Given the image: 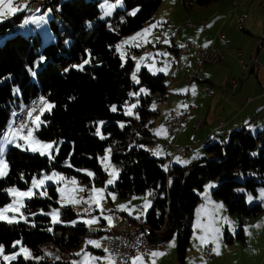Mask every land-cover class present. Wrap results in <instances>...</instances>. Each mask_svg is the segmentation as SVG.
Wrapping results in <instances>:
<instances>
[{"label": "trees", "instance_id": "16d2710c", "mask_svg": "<svg viewBox=\"0 0 264 264\" xmlns=\"http://www.w3.org/2000/svg\"><path fill=\"white\" fill-rule=\"evenodd\" d=\"M185 1H192L191 6L208 7L217 0ZM100 2L52 0L49 5L54 17L50 27L58 40L45 46L36 30L29 36L20 34L17 24L23 22L26 13L0 24V32L12 34L0 45V142L17 112L35 97L44 96L55 106L43 113L36 136L60 146L54 159L15 146L9 148L6 156L10 170L6 178L0 179V208L12 201L8 188L28 190L32 180L45 173L76 177L89 186L104 185L107 172L99 158L111 149V159L120 168L112 189L121 198L151 193L152 205L144 219L154 229L164 226L157 236L160 242L177 236L181 262H185L195 209L201 201L196 190H203L207 179L216 185L211 196L222 200L227 212L237 214L240 221L236 235L226 229L225 241L231 244L236 237L244 242L248 219L260 215L264 208L259 203L249 205L246 193L237 188L242 186L246 192L256 194L264 187V128L256 133L247 128L233 130L225 143L209 139L205 152L211 157L203 159V166L197 161L191 166L173 164L169 172L165 171V158L152 156L145 147L157 139L154 120L160 115L159 105L170 93L166 76L153 75L145 66L137 73L140 83H134V61L122 59L117 49L126 36L153 20L163 0H123L124 8L104 19ZM135 8H139L137 14L129 15ZM84 60L90 62L83 71L72 67ZM141 88L149 94L141 93ZM133 104V115H125ZM112 106H116V112L111 111ZM89 171L94 177L86 174ZM239 174L245 176L244 181L237 180ZM44 191L46 196L27 199V223L0 220V245L12 250L13 243L22 240L33 254L32 259L20 256L10 264H73V257L78 256L74 251L92 235L83 222L85 215L73 205L60 202L57 185L50 184ZM53 209L59 210L60 223H52L49 213ZM129 221L135 224L137 219Z\"/></svg>", "mask_w": 264, "mask_h": 264}, {"label": "crops", "instance_id": "0c3cea01", "mask_svg": "<svg viewBox=\"0 0 264 264\" xmlns=\"http://www.w3.org/2000/svg\"><path fill=\"white\" fill-rule=\"evenodd\" d=\"M37 1L39 0L33 2L31 0H16L17 4L28 5V9L19 11L18 13L23 12L28 16L34 10L41 11L36 6H33ZM40 1L44 2L47 0ZM259 8L260 11L258 12ZM202 9L206 10L194 13V19H191L193 21L191 22L192 26L187 23V20L186 24L178 29V39L183 40V42H195L201 47H205V45H207L206 47L214 46L224 52V57L217 64L205 65L199 76L192 77L189 80L191 72L196 68L195 50L191 49L189 53L182 52L181 47L175 43L178 65L175 69V75L171 77L170 83H167L170 89V93L166 99L168 101L165 100L159 105L160 115L154 120L153 124L155 135L157 132L161 133L160 135H156V137L159 136L161 139L166 138V121L169 111H180L184 108H189L187 118L178 130H180V133L188 130V133H191L189 134L190 137L194 134L193 142L196 146L200 147L206 141L215 137L220 142H227L231 132L236 129L247 128L250 132L256 133L264 128V0H217L208 7H202ZM45 10H47V7L43 11ZM36 18L39 19L40 17L36 16ZM239 18L242 19V28H238L236 25ZM24 26L31 27L30 31L38 29V25L36 24L29 23L24 25L23 23L18 28L19 32L26 29ZM203 26L206 28L203 29ZM182 30H184L183 35ZM6 37L3 36L0 40L2 38L4 40ZM183 42H180V44L183 45ZM237 52H240V57L243 59L244 64H246V68H243L240 63ZM252 57H256L258 60L256 67L251 61ZM193 88H195V95L192 94ZM15 119L16 116H14L11 124L15 122ZM198 122H202V124L200 128L195 129V125ZM192 125H194L193 128ZM180 133L178 132L176 137L180 138L182 135ZM172 138L174 136L169 141H165L170 143ZM2 139L0 144L3 143ZM175 141L177 140L175 139ZM11 146L14 145L5 146L3 155H7V151ZM166 149L169 150L168 147ZM170 151L172 152V148ZM192 155L195 156V153ZM202 157L204 156L202 155L200 158ZM177 158L181 161L177 163V165L181 164L180 166L189 165V163L184 164L183 161L194 162L198 159H193L188 152L186 156L182 155L179 157L176 155L174 160H172L173 164L177 162ZM114 194L119 197L116 192ZM210 198L209 207H206V202L209 201L205 200V203L200 202L199 204L201 205L198 204L195 209L192 235L195 232V225L199 224L202 227L208 225L212 218L219 221L224 211H226L225 205H223L224 210L216 213L213 205L220 203L212 196ZM201 209H204V211H201ZM112 210L120 211L118 208H113ZM112 210L109 211V216ZM124 213L128 218H132L126 212ZM132 219L135 220L136 218ZM137 222L138 220L135 224ZM258 223V232L263 234L264 224L261 221H258ZM98 224L101 227L108 226L107 219L104 217L99 218ZM129 224L131 226L135 225L131 224L130 221ZM217 225L218 223L215 226ZM96 228L101 229L100 227ZM261 237L258 239V243L264 244V238L261 239ZM211 244L213 245L212 255L208 253V247ZM223 247L224 245H222ZM235 248L241 251V248ZM163 249H165V243ZM163 249L155 248L152 252H162ZM201 250L205 251L206 255L211 259L209 264H213L218 257L214 251V244H201L198 256L196 255L197 264L203 258ZM164 256L156 257L155 264L163 263L165 260ZM140 257L143 258L141 264H152V260L154 259L152 257L149 261H146L143 256ZM221 259H224V257ZM239 260L241 263V257ZM170 263L171 260L169 259L168 264ZM222 264H224V260ZM227 264H231L230 260ZM236 264H239L238 259ZM260 264H264V257H262Z\"/></svg>", "mask_w": 264, "mask_h": 264}, {"label": "rangeland", "instance_id": "374dc122", "mask_svg": "<svg viewBox=\"0 0 264 264\" xmlns=\"http://www.w3.org/2000/svg\"><path fill=\"white\" fill-rule=\"evenodd\" d=\"M31 1L33 2L35 0H31ZM40 2H42L44 4V6H42L43 9H39L41 11L34 10V12H31L28 16H26L24 18V20L26 18L29 19L30 17L36 18V16H39L40 18L43 17V22L40 25H38V29H35L36 30L35 32H36V34H38L41 37L42 42H43V46H45L49 43L56 42L58 40V37L56 36V34H54V32L52 31V29L50 27V20L54 17L53 7L51 5H49L52 2V0H47L44 2L39 0L36 3H34L33 6L37 7V5L40 4ZM191 2L192 1H185V0H163L160 8L154 14L153 20L150 23H148L147 25H145L142 29L126 36L124 38L123 42L126 40H129L133 36H136L137 33L142 32L144 29L149 28L150 25H152V24H156L157 22H161V21H163V23H161L158 27L153 29L152 33L150 35H148L147 37H140L136 41H133L131 44L124 45L122 49L118 50L119 53L121 51L124 52V58L123 59L126 60L128 58H131L134 61L135 70H136V65L138 62H140V68L145 67V66L147 68H149L150 66L154 65V67L156 69H160V68H165L167 66L166 73L165 72H156L155 75L164 74L166 76L167 83H170V79L173 75H175V69H176V66L178 65V55L176 54L175 43H177V45H179V47H181L182 52H185L184 49L186 48V43H187V41L183 42V40L178 39L179 37H178L177 31L183 25L186 24L187 20H188L187 23L193 22L192 20L194 19V13H196L197 11H205L206 10V9H202V7L197 6L196 4H193L191 6L190 5ZM114 3H116V0H101V2L99 3V8L102 11V14H101L102 19H104L108 16H111L115 10H122L124 8V3H123L122 7L118 6L111 12L110 15H105L102 6H104L106 4H114ZM40 7H41V5H40ZM46 7H47V10L43 11L44 8L46 9ZM259 11H260V8H259L258 12ZM263 13H264V10H263ZM258 14H261V13H258ZM24 20L22 23L17 24V26L19 28L24 23ZM236 25L238 27V23ZM24 27L26 29L24 31H22L20 34H24L25 36H29L31 34V31H30L31 27H28V26H24ZM12 30H14V29H12ZM181 32L183 35L184 30H182ZM3 36H7V37L4 40H3V38L0 40V45H2L7 40V38L9 36H12V34L7 32V31L0 32V38ZM165 40H167L168 43H164ZM123 42H122V44H123ZM180 42H183L184 44L181 45ZM134 44H139L140 46L139 47L133 46ZM205 49H208V47H206ZM218 50L223 53V57H224V52L222 50L216 48V51H218ZM158 53H166L167 55L162 56V55H158ZM143 57H150V59L142 60ZM223 57L219 61H216L214 63H207L205 65L217 64L223 59ZM195 62H196V60H195ZM195 69L191 72L192 76H193V73L196 74ZM135 70H134V72H135ZM150 73L152 74V72H150ZM199 75H197V76H199ZM194 77H196V76H193V78ZM44 99L47 100L46 98H44ZM166 101H168V100H166ZM32 102H34V103L32 105H30L29 112L32 111L33 108L36 109V112H33V118H35V116L39 115V120H40L39 127H40L41 122H42V115L47 110H45L41 113L40 112L41 105L38 102V99L36 101H35V99L33 101L31 100L30 103H32ZM189 110H190L189 108H187V109L184 108L180 111H176L179 114L180 113L185 114V118L180 123V127H181V124L183 122H185L187 115L189 113ZM172 111H174V110H172ZM27 114L28 113L22 115V117H18V125L20 123H25V124L29 125V127L33 129V135L37 138L36 132L39 129V127L37 128L36 124L29 121ZM166 124H167V121H166ZM201 124H202V122H198V123H196V125L194 124L195 129L200 128ZM194 125H192V128ZM178 129H179V127L173 132V134H170L169 130L166 129V131H167L166 132V138L161 139L158 136L154 144L148 145L145 148L150 151L152 156L157 157V158H165V167H167V170H168L169 166L173 165L172 160H174V158H175L174 152L176 151V148L187 149L186 152H183V153L179 152L178 154H176L179 157L182 155L186 156L188 154V152L191 154L192 157H193V155H192L193 153H195V155H197V153H198L199 158L203 155L204 157H202L200 159L198 158L197 160L194 161V162L197 161L199 163V165L203 166L206 163V161L204 162L203 159L206 157L207 158L211 157L210 154H207L205 152L206 143L203 144L202 147L196 146L195 143L193 142L194 140L191 139V137L189 135L191 133H188L189 132L188 130L180 133V130H178ZM178 132L180 134H182L180 136V138L176 137ZM192 135H194V134H192ZM173 136L177 141H175V139L172 138V141L170 143L166 142V141H169L170 138ZM3 137H4V135L2 136V138ZM163 139H164V141H163ZM189 139H191L190 140L191 142L189 141ZM227 140H229V138ZM40 141L45 142V143H53L54 144V149L52 150V156L53 157L59 152V151L58 152L55 151V148H58V149L60 148V146L57 144V142H48V141H43V140H40ZM211 141L215 142V141H220V140L215 137V138L211 139ZM196 142H197V140H196ZM20 143L23 144L24 142L20 141ZM181 146H184V147H181ZM166 147H168L169 150H167ZM171 148H172V152L170 151ZM106 156L109 157L111 165L118 170V178H119V173H120L119 164L114 162L111 159V153H109L107 151L103 156H101L99 158L100 163L103 165V167L105 166L104 163H102V160ZM4 159L7 160V156H5ZM180 162H174L175 163L174 165H176L177 163H180ZM194 162L189 163L188 166L193 165ZM8 165H9V163H8ZM178 165H181V164H178ZM9 170H10V166H9ZM109 171H111V169H109ZM59 174L62 175L63 177H65V179L63 181H61L60 183H56L54 180H46L43 188L37 189L35 191H37V192L44 191V189L47 186H49L50 184H55V185H57L58 192L60 193V196H61L60 189H64V197H63V199L60 197V202L62 204L73 205L80 213L85 215V216H82L84 220H88L86 215L89 213L93 215L92 218L94 217L98 220H99V218H102V217H104V218L109 217L108 214H109L110 210H112L113 208H118L120 210L121 206H125L127 210H125V211L112 210V211L113 212L117 211L120 213L126 212L132 218H135L136 216H140V218L146 219L147 214L151 208V207H149L146 211H144V209H143V205L145 203V199H144L145 197H147L148 201H150L151 205H152V195L149 196L148 193L135 194V195L127 197V198H121L120 196L119 197L116 196V194H114V190L112 188L116 184V181L118 180V178L115 180L113 185H108L107 180L111 178V177H109L108 173H107V180H106L104 185H92V186H89V185L85 184L84 182H81L76 177H69V176H66V175L61 174V173H59ZM50 175H51V173H45V174H43V176L41 178H36V179H38V180L43 179L45 176H50ZM72 179H75L77 181V184L73 185L71 183ZM244 179H245V176L242 174H239L237 176L238 181L242 182V181H244ZM210 183L215 184V181H213L211 179H207L204 183L203 190H201V191L196 190V192L201 196V201H200L201 203H203V202L205 203L206 199L204 198L203 193L205 192L207 185H209ZM93 187H95L96 189H105V192L103 193L104 198L100 201V205L97 206L96 204L93 203V204H91V207H90L89 204L84 203V201L89 200L90 197L93 196V193H92ZM15 188H18V187H15ZM74 188H83L84 191L73 192L72 189H74ZM18 189L20 191H28L31 188L28 190H23L20 188H18ZM211 191H212V189L208 190L209 196L211 194ZM237 191L246 193V201L248 202L249 205H252L254 203H259V204H262L263 208H264V199L261 198V193L264 192V187H260L256 194L246 192L242 186H239L237 188ZM109 194H114L115 200H113L112 195H109ZM249 195H251L253 197L251 202H249L247 199V197ZM70 196L73 199L79 200L81 202L79 204L70 203L69 202ZM13 199H14V197L12 196V201H13ZM12 201L10 202V204L12 203ZM26 201H27V199L24 200V205H26ZM218 201L220 204L224 205L222 200H218ZM103 202H105V203H103ZM199 205H201V204H199ZM209 206H210V202H206V207H209ZM24 208H25V206L22 209H20V211L23 213V215L25 217H27V215L24 212ZM101 208L103 209V212H101ZM86 209L88 210L87 212L85 211ZM225 210H226V206H225ZM129 212H131V215L129 214ZM6 215L9 217L15 215L17 219H19L20 221H24L23 219H20L19 215L13 211L6 213ZM222 217H227L230 221H232V225L223 224L222 222H219L217 225V227H220V229H221V238L219 241L220 253H219L218 257L216 258V260L213 264H222L223 260H224V264H227L229 260H230L231 264H236L237 259L239 261V264H241V263L242 264H260L262 257H264V244L258 243V239H260L261 236H262L261 239L264 238V233L263 234L259 233L257 227L259 224L258 221H261L264 224V210L257 217H253V218L248 219V221L245 225V228H244L245 229V240H244V242L239 241L236 237L234 238L232 244H229L225 241L226 229H228L229 232H231V234L233 236L236 235L237 231L240 228V221H239L237 214H230L229 212H227V210L224 211V214ZM27 219H28V217H27ZM59 220H60V212H59ZM197 225H195L194 235L191 236L192 240H191L190 245H189V250H188V253L186 255L185 262L184 263L181 262L177 256V236L174 235L173 237L169 238L168 240H166L164 242L165 243V249H163L162 252L165 253V256H164L165 260L163 261V263H160V264H168L169 259L171 260L170 264H197L196 255L198 256V252H199V249L201 247V242L198 239V237L204 235V228L202 226L198 227ZM94 226L101 228V226L98 223H94ZM94 226H91V228H90L92 235L86 239V241L82 244V246L78 250L74 251L76 254L81 253V255H79L77 257H73V262L75 261L76 264H83V261H84L83 253L85 251L90 253L92 256H95V257H106L108 255L103 250L106 248V232L105 231L104 232L99 231L98 233H95L93 231ZM88 240L99 241L101 243L102 247L101 248H94V247L92 248L91 245H88L86 247V242ZM17 241H20V245H18L16 248L12 247V250H7L3 246L5 255H14V254L19 252L20 247H25L22 240H17ZM173 241L175 242V247L170 248L169 245ZM210 243L211 242L207 243V245H209ZM222 245H224V247H223V248H225L224 251H223ZM235 247L241 248V251H238ZM214 249H215V244H214ZM100 250H102V251H100ZM29 251L31 252V250H29ZM201 252H203V254H202L203 258L198 264H209V261L211 259L206 255L205 251L201 250ZM31 254H32V252H31ZM20 256H22V255L17 256V259ZM32 257H33V254H32ZM223 257H224V259H221ZM240 257L242 259L241 263L239 260ZM154 259H155V261L157 260L156 258H154ZM13 261H15V260H13ZM13 261H4L3 257H0V264H10ZM99 262H100V264H104L103 260H101ZM131 264H132V262H131Z\"/></svg>", "mask_w": 264, "mask_h": 264}, {"label": "snow or ice", "instance_id": "6c2138e0", "mask_svg": "<svg viewBox=\"0 0 264 264\" xmlns=\"http://www.w3.org/2000/svg\"><path fill=\"white\" fill-rule=\"evenodd\" d=\"M122 7L123 6V0H116V3L114 4H106L103 7L104 10V14L105 15H110L111 12L116 8V7ZM28 9V5L27 4H17L16 0H0V23H3L5 20L11 18L12 16H15L19 11H24ZM139 11V8H135L134 10L130 11L128 14L131 16H135L137 14V12ZM43 22V17L37 19L35 17H32L31 19H25L24 20V25H27L29 23L32 24H36V25H40ZM161 23H163V21L161 22H157L156 24H152L150 25L149 28L144 29L142 32L137 33L136 36L131 37L129 40H126L123 42L122 45H118L117 49L120 50L123 48L124 45L127 44H131L133 41H136L138 38L140 37H147L148 35H150L152 33V30L155 29L156 27H158ZM164 43H168L167 40L164 41ZM133 46L139 47V44H134ZM207 45H205L206 47ZM121 58H124V52L121 51L120 52ZM158 55H167L166 53H158ZM43 59V58H41ZM150 59V57H143L142 60H148ZM90 61L89 60H84L83 63H81L80 65H73V68H76L79 71H83L84 70V66L86 64H88ZM148 70L150 72H152L153 75L156 74V72H165L167 71V66L165 68H160V69H156L153 66H150L148 68ZM29 71L32 72V75L35 76L36 73L34 70L29 69ZM65 71H68V69H65ZM140 71V62L137 63L136 65V70L135 72H133L132 74V80L136 83L139 84L140 81L137 77V73ZM187 91V90H184ZM140 92L148 95V90L145 88H141ZM192 94L195 95V88L192 89ZM130 95L136 96L137 93H130ZM41 108H40V112L42 113L45 110H51V108H53L55 105L50 104L47 100L41 98L39 101ZM136 105L133 104L130 107H128L125 111V115L128 116H132L133 112H132V108H135ZM155 106H153L154 108ZM186 107V106H185ZM111 111L112 112H116L117 108L116 106H112L111 107ZM33 112H36V109L33 108L32 111L28 112V119L29 121H31L32 123L36 124V127H39V115L35 116V118H33ZM137 118H139L137 116ZM101 124L103 122H100ZM121 127H123L124 125L121 124ZM162 131H164L162 129ZM160 132H157L156 135H160ZM97 135H100L99 130H97ZM101 139H104V137L101 135L100 136ZM20 141H23L24 143L21 144ZM6 145H14L16 148H20L22 150L25 151H32L35 153H39L41 156H48L49 159H54V157L52 156V150L54 149V144L53 143H45L40 141L39 139H37L34 135H33V129L29 127V125L25 124V123H20L17 127H14L12 129H10L6 135H4L3 137V143L0 144V179H4L8 176V172H9V165L6 159H4V151H5V146ZM55 151L58 152L59 149L55 148ZM109 153L111 152V149L107 150ZM199 158V154L197 153V155L193 156V159H197ZM177 162L179 161V158H177ZM102 163H104V171L108 173L109 177H111L110 179L107 180V184L108 185H113L115 180L118 178V170L116 168H114L111 163H110V159L109 157H105L102 160ZM184 164H188L191 163V161H183ZM68 167H71V164L67 165ZM109 169H111V171H109ZM79 171V170H78ZM165 171H167V167H165ZM89 177H94V173L92 172H87L86 173ZM65 179V177H63L62 175H60L57 172H52L50 176H45L43 179H33L32 180V186L31 189L28 191H20L18 188L15 187H10L8 188L6 191L9 195L13 196L14 199L12 201L11 204L7 205L4 208H0V220H6L9 224L12 223H19L20 220L16 218V216H7L6 213L13 211L15 213H17L20 217V219H23L26 223H27V217H25L23 215V213L20 211V209H22L25 205H24V200L25 199H32L33 197L39 195V196H46L47 193L46 191H35L37 189H42L45 181L46 180H54L56 183H60L61 181H63ZM71 183L73 185L77 184V181L75 179H72ZM216 185L215 184H209L207 185V188L205 190V192L203 193L204 198L210 201V196H209V189L214 188ZM73 192L75 191H84L83 188H74L72 189ZM61 192V198L63 199L64 197V189H60ZM105 192V189H96L95 187L92 188V193L93 196L90 197L89 200L84 201V203H88L89 206L91 207V204H96L97 206L100 205V201L104 198L103 193ZM112 195V199L115 200V195L114 194H109ZM148 195L150 196L151 193H148ZM261 198L264 199V192L261 193ZM145 199V203L143 205V209L144 211H146L149 207H151V202L148 201L147 197L144 198ZM248 201L251 202L253 197L251 195H249L247 197ZM69 202L73 203V204H79L81 201L79 200H75L73 199L71 196L69 197ZM213 207L216 210V213H219L221 211L224 210V206L223 204H215L213 205ZM121 211H125L127 210L125 206H121L120 207ZM86 212L88 211L87 209L85 210ZM201 211H204V209H201ZM101 212H103V209L101 208ZM129 214L131 215V212H129ZM49 215H51L52 217V223H60L61 221L59 220V211L57 209H53L51 213H49ZM90 215V213H89ZM137 220L140 219V216H136L135 217ZM107 219V223L109 225V227L114 226L113 225V218L111 216L106 217ZM89 228H91V226L94 223H98V219L93 218V219H89V220H84L83 221ZM222 222L223 224H228V225H232V221H230L227 217H220V220L217 221L215 218H212L210 220V223L208 225H204V235L198 237V239L200 240L201 244H207L209 242L214 243L215 244V253L217 255H219L220 253V238H221V229L220 227L215 226L217 223ZM198 227H201V225H197ZM49 231H51V229H48ZM18 245H20V241H16L13 243V248H16ZM88 245H91L94 248H101L102 245L99 241L96 240H88L86 242V247ZM169 247H175V242L173 241ZM106 253H108V255L106 257H95L92 256L90 253L88 252H84V261L83 264H98L99 261L103 260L104 264H116V260L115 257L112 253L109 252V250L107 248L103 249ZM22 255L24 260H29L32 259V254L31 252L25 248V247H20L19 252L14 254V255H5L4 254V248L2 245H0V257H3L4 261H13L17 259V256ZM76 255H81V253H77ZM153 258L156 257H160L165 255L164 252H160V251H153L150 254ZM142 257L137 256L136 259L134 261H132V264H141L142 262ZM73 264H76V262L74 261ZM152 264H155V259H153Z\"/></svg>", "mask_w": 264, "mask_h": 264}, {"label": "built area", "instance_id": "2783aa9c", "mask_svg": "<svg viewBox=\"0 0 264 264\" xmlns=\"http://www.w3.org/2000/svg\"><path fill=\"white\" fill-rule=\"evenodd\" d=\"M42 2L37 5V8H40ZM238 28H242V19L239 18L238 21ZM190 26L193 24L191 22L188 23ZM206 27L203 26V29ZM14 29V28H12ZM191 49L195 50V60H196V74L193 73V76H197L203 70L205 64L207 63H214L219 61L223 57V53L221 51H216L214 46L208 47L205 49L204 47L199 46L197 43L192 41H187L186 48L184 49L186 53H189ZM238 59L242 64L243 68H246V64H244L243 59L240 57V52H237ZM251 61L257 66L258 60L256 57H252ZM192 74L189 77H193ZM210 94V92L208 91ZM264 93V90H263ZM41 98H45L44 96H37L35 97V101L38 99V102ZM33 99V100H34ZM23 106L17 113L15 122L9 126L11 129L18 126V117H22V115L26 114L30 110V105ZM185 118V114L177 113L176 111H170L167 117V124L166 127L169 130L170 134L180 127V123ZM194 138V135L191 136V139ZM179 152L183 153L186 152L185 148L179 149L176 148L174 152V157ZM170 170V166L168 167V172ZM172 177L168 173V180ZM93 215H87L88 220L92 219ZM110 216L113 218V225L106 228V235L110 236V243H109V252L112 253L115 257L116 264H131V262L136 259L137 256H143L146 261H149L152 256L150 255L152 250L155 248H164V243L160 242L158 239V234H160L164 230V226L160 229H154L152 226L147 224L144 218H140L138 220V231H128V223L129 218L120 212H111ZM100 229L94 227V232L98 233ZM212 244L208 247V253L212 255Z\"/></svg>", "mask_w": 264, "mask_h": 264}, {"label": "bare ground", "instance_id": "6f19581e", "mask_svg": "<svg viewBox=\"0 0 264 264\" xmlns=\"http://www.w3.org/2000/svg\"><path fill=\"white\" fill-rule=\"evenodd\" d=\"M44 4L41 3V7L43 6ZM42 9V8H40ZM185 51V50H184ZM11 129V126L10 127H7L6 130L4 131V134L6 135L7 132ZM89 215V214H87ZM91 215V214H90ZM93 231H94V227H93ZM128 231H138V222L134 225V226H131L129 223H128ZM109 243H110V236H107L106 235V248L109 249Z\"/></svg>", "mask_w": 264, "mask_h": 264}]
</instances>
